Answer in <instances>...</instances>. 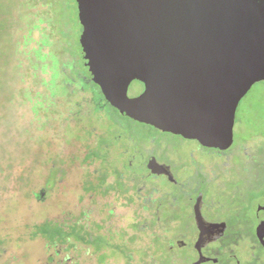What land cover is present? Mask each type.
<instances>
[{
    "label": "flooded vegetation",
    "instance_id": "obj_1",
    "mask_svg": "<svg viewBox=\"0 0 264 264\" xmlns=\"http://www.w3.org/2000/svg\"><path fill=\"white\" fill-rule=\"evenodd\" d=\"M68 64H61L60 97L67 107L72 94L77 106L68 113L91 127L71 124L69 141L84 149L65 165L62 197L49 187L50 217L84 216L46 249L49 264H264V106L240 117L238 132L249 130L241 143L234 140L235 111L231 141L206 145L123 114ZM44 67L54 97L53 62ZM95 135L107 142L98 147Z\"/></svg>",
    "mask_w": 264,
    "mask_h": 264
},
{
    "label": "water",
    "instance_id": "obj_2",
    "mask_svg": "<svg viewBox=\"0 0 264 264\" xmlns=\"http://www.w3.org/2000/svg\"><path fill=\"white\" fill-rule=\"evenodd\" d=\"M88 75L123 114L227 145L237 105L264 80V0H76ZM138 78L144 90L127 97ZM264 246V214L259 226Z\"/></svg>",
    "mask_w": 264,
    "mask_h": 264
},
{
    "label": "rangeland",
    "instance_id": "obj_3",
    "mask_svg": "<svg viewBox=\"0 0 264 264\" xmlns=\"http://www.w3.org/2000/svg\"><path fill=\"white\" fill-rule=\"evenodd\" d=\"M64 1L67 10L60 15L62 20L51 18L45 30L46 23H38V15H28L27 23L20 19L8 23V18L0 14V24L3 23L0 26V264H49L45 251L53 240L61 242L62 228L84 216L79 213L73 217L61 212L57 218L50 217L53 203L49 201V187L58 188L56 196L62 197L68 173L65 165L72 162L71 154L81 155L84 149L82 143L69 141L71 124L91 127L68 113V107H64L58 96H50L47 76L42 74L46 68L42 66L47 63L50 67L54 61V67L56 61L60 67L72 59L73 75L87 77L94 72L81 53L76 0L71 7L68 0ZM31 23H38L39 28L32 27ZM69 27L74 31L70 32ZM39 42L43 44L41 55L36 54ZM34 57L40 60L35 68ZM143 87V81L133 78L126 94L136 95ZM263 101L264 82H256L237 106L236 142L240 139L241 143L249 135L243 126L242 132H238L240 117L249 108L261 111ZM54 111L56 121L52 122L49 115ZM95 138L98 141L96 135ZM102 142L98 141L97 146ZM68 155L72 158H67ZM39 193L44 198L41 201L36 198ZM76 251L78 256L79 249Z\"/></svg>",
    "mask_w": 264,
    "mask_h": 264
},
{
    "label": "trees",
    "instance_id": "obj_4",
    "mask_svg": "<svg viewBox=\"0 0 264 264\" xmlns=\"http://www.w3.org/2000/svg\"><path fill=\"white\" fill-rule=\"evenodd\" d=\"M68 2H69V6L71 7L73 2L75 1L68 0ZM65 4L66 1L64 0H0V14H4L6 18H8L7 19L8 23L13 21L19 22V19L27 23L30 19L28 15H38L37 22L46 23V27L44 28L45 30L47 29L48 26L47 23L51 18L58 20L61 19L60 15H62L63 11L67 10V6ZM33 9L35 10L33 11ZM38 23H31L30 25L34 28H39V25H37ZM71 25L73 26V22L71 23ZM0 26L3 27V23H1ZM71 27H69L70 32L74 31L73 30L74 28L72 27L73 29L71 30ZM42 46L43 44L39 42L36 50V54L41 55L43 49ZM73 60L74 59H72L71 63L68 64L72 68L74 67ZM32 65L35 68L36 65L38 64L32 63ZM53 69H54V81H55L54 92L56 93V96H58V98L63 102L65 101V99L61 98L60 96L63 95L62 88L64 85L63 81L64 80L66 81L65 75L61 71V65L60 67H58L56 61ZM65 97H68V95H65ZM66 99H67V103H66L67 107L73 108L74 106H77V103L73 102L72 94L70 95V103H68V98Z\"/></svg>",
    "mask_w": 264,
    "mask_h": 264
}]
</instances>
